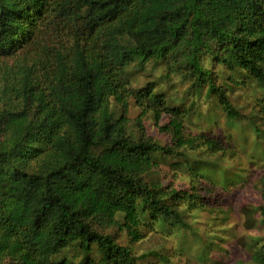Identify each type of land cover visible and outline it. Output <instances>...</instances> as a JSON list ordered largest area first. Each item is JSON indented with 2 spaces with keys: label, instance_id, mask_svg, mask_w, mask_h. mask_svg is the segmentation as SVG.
<instances>
[{
  "label": "trees",
  "instance_id": "trees-1",
  "mask_svg": "<svg viewBox=\"0 0 264 264\" xmlns=\"http://www.w3.org/2000/svg\"><path fill=\"white\" fill-rule=\"evenodd\" d=\"M8 59L15 63L0 86V264H74L60 257L72 247L81 264H139L106 231L126 229L135 239L142 224L190 228L180 193L146 177L193 140L179 111L151 86L132 89L129 72L151 61L182 64L193 88H206L237 125L228 92L239 83H222L211 69L242 73L264 89V0H0V61ZM130 99L141 117L167 115L165 145L131 134ZM175 165L207 181V162ZM260 195L264 222V180Z\"/></svg>",
  "mask_w": 264,
  "mask_h": 264
},
{
  "label": "rangeland",
  "instance_id": "rangeland-1",
  "mask_svg": "<svg viewBox=\"0 0 264 264\" xmlns=\"http://www.w3.org/2000/svg\"><path fill=\"white\" fill-rule=\"evenodd\" d=\"M14 63V59L0 61V86L4 76L13 71ZM211 70L222 83L231 77L239 83L230 85L228 92L241 114L237 125L226 121L218 102L206 96V88H193L182 64L151 61L132 67L129 72L132 89L138 92L151 86L169 107L179 111L185 135L193 140L181 157H160L159 169L146 177L147 182L152 180L180 193L177 207L190 228L179 230L159 222L142 224L135 239L126 229L111 227L106 231L117 244L132 248L139 264H261L258 259L264 262V222L260 216L264 135L257 136L255 132L257 128L264 131V89L242 73L231 75L221 67ZM112 109L118 115L123 111L114 102ZM141 111L132 99L128 101L125 114L131 134L139 137L144 133L165 145L169 139L160 127L169 123L167 115L157 121L155 113L141 117ZM187 161L207 162L202 171L207 181L175 165ZM60 257L74 264L83 263L76 247ZM91 257L98 262L100 255L95 251Z\"/></svg>",
  "mask_w": 264,
  "mask_h": 264
}]
</instances>
